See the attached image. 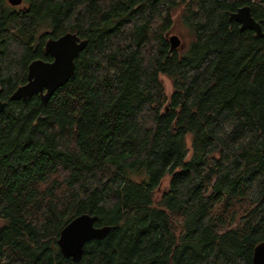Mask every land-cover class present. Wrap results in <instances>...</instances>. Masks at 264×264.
I'll use <instances>...</instances> for the list:
<instances>
[{"label": "trees", "instance_id": "trees-1", "mask_svg": "<svg viewBox=\"0 0 264 264\" xmlns=\"http://www.w3.org/2000/svg\"><path fill=\"white\" fill-rule=\"evenodd\" d=\"M246 4L261 36L229 20ZM176 14L182 54L166 37ZM66 32L87 40L73 77L47 103L9 100ZM0 87V264H252L264 0H0ZM83 213L111 229L73 262L57 240Z\"/></svg>", "mask_w": 264, "mask_h": 264}, {"label": "water", "instance_id": "water-1", "mask_svg": "<svg viewBox=\"0 0 264 264\" xmlns=\"http://www.w3.org/2000/svg\"><path fill=\"white\" fill-rule=\"evenodd\" d=\"M11 6L23 7L24 0H7ZM230 21L240 25L241 30L249 29L262 35L261 25L253 18L251 7L243 5L229 16ZM170 50H175L180 43L176 35L169 36ZM87 40L81 39L74 32H66L58 38H49L44 44L45 53L52 57L51 61L36 59L28 65L27 81L17 87L9 100H26L39 95L47 103L54 92L65 85L75 73V59L86 46ZM0 113L7 102L1 98ZM97 216L88 213L80 214L69 221L59 234L57 244L62 255L79 262L83 256L85 245L91 240L104 239L111 226H96ZM252 264H264V242L258 244L253 252Z\"/></svg>", "mask_w": 264, "mask_h": 264}, {"label": "rangeland", "instance_id": "rangeland-1", "mask_svg": "<svg viewBox=\"0 0 264 264\" xmlns=\"http://www.w3.org/2000/svg\"><path fill=\"white\" fill-rule=\"evenodd\" d=\"M170 35H176L179 38L180 43L177 46L176 50L180 54L184 53L189 48L191 34L188 30V27L183 23V21L178 17L177 14L174 16L173 28L166 34V37H169ZM161 78L165 85L167 93L170 94L172 92V85L170 80L165 76H162ZM166 184L167 182L164 183V187L166 186Z\"/></svg>", "mask_w": 264, "mask_h": 264}]
</instances>
